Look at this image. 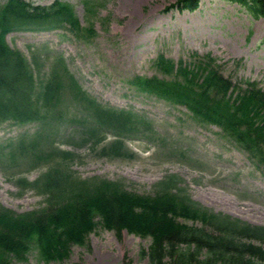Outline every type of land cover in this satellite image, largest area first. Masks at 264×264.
<instances>
[{"label": "rangeland", "instance_id": "rangeland-1", "mask_svg": "<svg viewBox=\"0 0 264 264\" xmlns=\"http://www.w3.org/2000/svg\"><path fill=\"white\" fill-rule=\"evenodd\" d=\"M26 1L49 5L54 0ZM59 1L91 33L57 29L6 36L28 59L33 51L48 54L44 70L56 74L58 95L40 121L0 124V205L17 213L42 208L44 174L61 152H68L72 156L66 162L79 178L121 180L133 192L152 194L156 182L175 174L204 207L264 225V174L247 155L185 107L130 83L137 76L167 79L154 66L160 55L176 64L209 54L226 78L256 81L264 88V18L228 0H200L192 12L164 11L175 0ZM97 105L128 121L126 132L101 129L104 143L95 146L82 138L97 127L91 119ZM209 194L231 205H216ZM149 244V238L98 226L62 264H149L140 255ZM13 264L58 263L44 262L33 248L26 261Z\"/></svg>", "mask_w": 264, "mask_h": 264}, {"label": "trees", "instance_id": "trees-1", "mask_svg": "<svg viewBox=\"0 0 264 264\" xmlns=\"http://www.w3.org/2000/svg\"><path fill=\"white\" fill-rule=\"evenodd\" d=\"M199 1L175 0L164 11L192 12ZM228 1L254 18H264V0ZM91 7L88 2V10ZM56 29L77 36L91 33L80 27L71 7L59 0L49 5L26 0L0 4V124L40 121L58 95L56 74L44 70L43 55L48 54L33 51L28 59L8 45L6 35ZM154 66L167 79L137 76L130 83L218 127L264 173V88L258 82H233L222 75L209 54H194L189 63L176 64L160 55ZM92 115L97 127L84 131L83 143H102L101 129L115 134L127 131L128 117L114 109L97 105ZM61 153L44 174L42 208L17 213L0 205V264L26 261L33 248L44 262L62 264L72 247L85 246L98 226L118 235L126 231L149 238L148 248L140 252L149 264H264V226L204 207L190 197L178 175L156 182L152 194H140L128 190L121 180L79 178L66 162L70 159L65 157L72 154Z\"/></svg>", "mask_w": 264, "mask_h": 264}, {"label": "bare ground", "instance_id": "bare-ground-1", "mask_svg": "<svg viewBox=\"0 0 264 264\" xmlns=\"http://www.w3.org/2000/svg\"><path fill=\"white\" fill-rule=\"evenodd\" d=\"M206 198L209 199L212 203L219 205V206H230L231 205V203H229L228 201H225L222 198H219L216 196H212L210 194Z\"/></svg>", "mask_w": 264, "mask_h": 264}]
</instances>
